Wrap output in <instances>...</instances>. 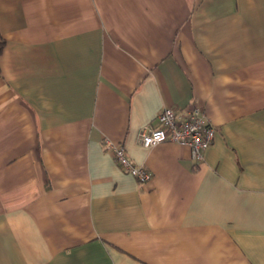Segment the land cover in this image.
I'll use <instances>...</instances> for the list:
<instances>
[{
	"label": "crops",
	"instance_id": "1",
	"mask_svg": "<svg viewBox=\"0 0 264 264\" xmlns=\"http://www.w3.org/2000/svg\"><path fill=\"white\" fill-rule=\"evenodd\" d=\"M0 264H264V0H0Z\"/></svg>",
	"mask_w": 264,
	"mask_h": 264
},
{
	"label": "built area",
	"instance_id": "2",
	"mask_svg": "<svg viewBox=\"0 0 264 264\" xmlns=\"http://www.w3.org/2000/svg\"><path fill=\"white\" fill-rule=\"evenodd\" d=\"M157 126L147 125L139 134V142L146 148L172 142L189 146L192 158L199 163L204 158V152L212 145L217 129L209 121L206 113L194 106L184 111H178L173 106H166L157 116ZM106 150L125 172L133 175L141 182L151 179V173L135 163L126 154L122 145L109 140L105 141Z\"/></svg>",
	"mask_w": 264,
	"mask_h": 264
}]
</instances>
